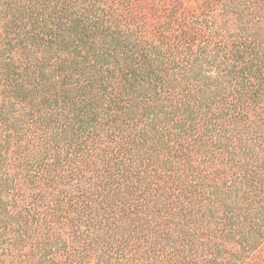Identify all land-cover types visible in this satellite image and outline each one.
<instances>
[{
	"label": "trees",
	"instance_id": "trees-1",
	"mask_svg": "<svg viewBox=\"0 0 264 264\" xmlns=\"http://www.w3.org/2000/svg\"><path fill=\"white\" fill-rule=\"evenodd\" d=\"M0 264H264V0H0Z\"/></svg>",
	"mask_w": 264,
	"mask_h": 264
}]
</instances>
